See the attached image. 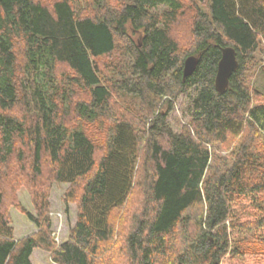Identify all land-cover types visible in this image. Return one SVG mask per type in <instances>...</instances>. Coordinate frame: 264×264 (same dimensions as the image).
Instances as JSON below:
<instances>
[{"label":"trees","instance_id":"trees-1","mask_svg":"<svg viewBox=\"0 0 264 264\" xmlns=\"http://www.w3.org/2000/svg\"><path fill=\"white\" fill-rule=\"evenodd\" d=\"M261 42L264 0H0V264H32L35 248L56 264H106L111 215L137 187L120 263H264V100L246 83ZM226 45L239 65L218 93ZM189 55L199 61L183 78ZM192 87L189 123L174 131L168 115ZM107 123L102 141L89 135ZM20 182L38 230L17 240L7 209ZM51 182L78 206L59 244Z\"/></svg>","mask_w":264,"mask_h":264},{"label":"rangeland","instance_id":"rangeland-1","mask_svg":"<svg viewBox=\"0 0 264 264\" xmlns=\"http://www.w3.org/2000/svg\"><path fill=\"white\" fill-rule=\"evenodd\" d=\"M84 3V2H83ZM187 6V5H186ZM161 7V6H160ZM193 9L189 8V6L185 7L183 10V14L179 15L177 19L174 21L172 33L176 36L177 32L181 30V23L189 20L193 16ZM181 43V42H180ZM183 44V43H182ZM181 44V45H182ZM255 60L248 62V67H250L248 75L246 77V83L252 87V89L257 91L254 95L256 101L264 100V43L261 42L259 48L254 53ZM63 69H67L63 65H58V70L61 72ZM57 70V71H58ZM76 98L84 97L82 92H76ZM195 95V88H190L187 92L181 93L179 97L174 102L173 110L168 115V121L174 131H180L184 124L189 123L190 119V110L192 107V99ZM114 109H116L114 107ZM74 120L72 114L67 117V121ZM108 126V123L104 126H100L102 132H97L94 128H89L88 133L93 137V139H101V134H105L103 132L104 128ZM244 135V132L242 133ZM242 137V135L240 136ZM228 140L221 148H218V153L221 156L228 155L230 151H233L236 147V142L238 139ZM98 154V153H97ZM230 158V157H229ZM27 183L20 182L14 188V197L15 203L11 204V206L7 209L10 217V224L13 228V235L15 239H20L24 236L37 232L38 228L36 224L26 216L25 212H29L32 215H35V208L32 201L31 193L26 187ZM69 188L68 183H58L51 182L48 186L47 193V201H48V212L49 217L51 219V230L53 232V236L55 241L59 244L67 239L71 228L73 227L78 213V206L75 200H68V205L65 203V193ZM140 188H136L132 195L130 196L127 205L123 209H116L111 215V222L113 225V233L110 241L106 242L103 245V250L107 249L111 245L114 247L112 251H106L103 255H100L102 258V262L106 264H122L119 262V258L123 254L121 251L124 244L122 235L128 230V220L131 215L138 209L140 206ZM113 243V244H112ZM112 247V248H113ZM111 248V247H110ZM253 256H256L253 254ZM248 258V257H247ZM252 258V257H251ZM30 260L32 264H56L51 260L50 253L42 248H35L31 255ZM254 261V260H253ZM264 264L260 261H254L250 264ZM98 264H101L99 262Z\"/></svg>","mask_w":264,"mask_h":264},{"label":"water","instance_id":"water-1","mask_svg":"<svg viewBox=\"0 0 264 264\" xmlns=\"http://www.w3.org/2000/svg\"><path fill=\"white\" fill-rule=\"evenodd\" d=\"M221 55L217 63L214 77V87L218 93H223L228 84L231 74L237 69L239 63L236 50L233 46L226 45L220 48ZM199 58L196 55H189L183 62V78L190 75L198 64Z\"/></svg>","mask_w":264,"mask_h":264}]
</instances>
